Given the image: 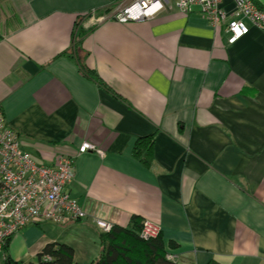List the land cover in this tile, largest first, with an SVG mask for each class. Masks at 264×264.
I'll return each mask as SVG.
<instances>
[{
    "label": "crops",
    "instance_id": "crops-1",
    "mask_svg": "<svg viewBox=\"0 0 264 264\" xmlns=\"http://www.w3.org/2000/svg\"><path fill=\"white\" fill-rule=\"evenodd\" d=\"M120 1L0 0L5 122L44 164L73 159L68 192L90 217L124 229L132 217L158 224L176 264H264V32L250 26L228 44L199 7L182 13L171 0L149 19L101 21ZM76 27L80 60L103 86L72 58ZM150 135L146 167L132 149ZM83 141L101 154H78ZM100 234L91 218L29 225L2 264L34 263L51 243L91 264Z\"/></svg>",
    "mask_w": 264,
    "mask_h": 264
},
{
    "label": "built area",
    "instance_id": "built-area-1",
    "mask_svg": "<svg viewBox=\"0 0 264 264\" xmlns=\"http://www.w3.org/2000/svg\"><path fill=\"white\" fill-rule=\"evenodd\" d=\"M177 10L190 13L199 7L212 27L223 26L227 43L233 44L245 36L253 26L264 32V10L253 0H228L233 11L224 9L225 0H171ZM168 0H127L118 2L101 21L112 19L119 23L149 19L163 10ZM101 154L94 144L83 141L77 153ZM74 176L73 159L58 155L53 163L44 164L21 145L15 130L7 125L0 110V264L4 261L3 249L12 236L29 225L53 223L64 225L91 218L100 233L109 232L112 223L91 216L73 198L68 186ZM160 226L143 219L137 232L141 240L160 236ZM172 261V256L166 253Z\"/></svg>",
    "mask_w": 264,
    "mask_h": 264
},
{
    "label": "trees",
    "instance_id": "trees-1",
    "mask_svg": "<svg viewBox=\"0 0 264 264\" xmlns=\"http://www.w3.org/2000/svg\"><path fill=\"white\" fill-rule=\"evenodd\" d=\"M107 11V10H106ZM85 32L76 27L72 34L71 55L79 67L83 76L103 86L98 76L88 69L80 60L79 53L81 42ZM67 54L62 53V55ZM154 135L146 136L136 140L132 149V156L139 162L149 167L153 160L152 146ZM140 220L137 217L131 218V227L124 229L113 226L107 233L100 234L101 252L99 258L91 264H176L166 258L161 236L156 239L141 240L137 232L140 228ZM5 248V247H4ZM4 264H22L13 262L8 258ZM29 264H76L74 252L67 245L59 243L47 244L35 257L34 263ZM207 264H218L209 261Z\"/></svg>",
    "mask_w": 264,
    "mask_h": 264
},
{
    "label": "rangeland",
    "instance_id": "rangeland-1",
    "mask_svg": "<svg viewBox=\"0 0 264 264\" xmlns=\"http://www.w3.org/2000/svg\"><path fill=\"white\" fill-rule=\"evenodd\" d=\"M113 9L111 10H107L106 12H104V14H102L101 16H106V15H109L111 12H112ZM103 13V12H102ZM100 14V13H99Z\"/></svg>",
    "mask_w": 264,
    "mask_h": 264
},
{
    "label": "bare ground",
    "instance_id": "bare-ground-1",
    "mask_svg": "<svg viewBox=\"0 0 264 264\" xmlns=\"http://www.w3.org/2000/svg\"><path fill=\"white\" fill-rule=\"evenodd\" d=\"M173 258V257H172Z\"/></svg>",
    "mask_w": 264,
    "mask_h": 264
}]
</instances>
